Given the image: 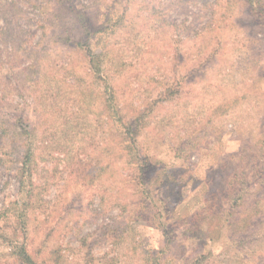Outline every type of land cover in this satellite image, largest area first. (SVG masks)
Masks as SVG:
<instances>
[{
  "label": "rangeland",
  "instance_id": "obj_1",
  "mask_svg": "<svg viewBox=\"0 0 264 264\" xmlns=\"http://www.w3.org/2000/svg\"><path fill=\"white\" fill-rule=\"evenodd\" d=\"M21 245L264 264V0H0V264Z\"/></svg>",
  "mask_w": 264,
  "mask_h": 264
},
{
  "label": "trees",
  "instance_id": "obj_2",
  "mask_svg": "<svg viewBox=\"0 0 264 264\" xmlns=\"http://www.w3.org/2000/svg\"><path fill=\"white\" fill-rule=\"evenodd\" d=\"M120 18L121 17L118 16L117 18H115V20H112L110 25L115 26L117 21L120 20ZM7 21H9V20H7ZM7 21H5V23H4V29L6 32H9V31H7L8 30L7 29V25H8ZM12 38H13V36L10 37V40H12ZM7 43L9 44L10 41H7L6 44ZM12 44H13V46L10 47L9 51L13 53V52L17 51V45L13 42H12ZM28 156H29V153H27L25 156L24 163H23V165H24L23 169H26V166H28V162H29ZM25 172L27 173V171H25ZM243 176H245L243 172H241L240 174L237 175V179L240 180L241 185L245 184V180L242 178ZM231 191H232V193L236 192L235 190H231ZM242 192H243V190H240L237 193L233 194L234 198H235L233 200V197H232V204L234 205V209H232V207L229 205L228 211H229L230 221H228V225L231 226L230 232H232V236H236V239H237L236 243L237 244H239L242 241V244L244 243L245 245H249L251 243V239H249V238L251 236H253L255 232L251 231L250 233H246V231H247V228L251 227V225L253 224V221L251 220V218L250 219L247 218L248 216L241 217L240 219H238L236 216V211H238L237 208L240 206V204L241 205H242V203L244 204V201H245V194ZM17 214L18 213H16V215H15L16 219H20V216H22V215H20V213L18 215ZM23 217L24 216H22L21 219H23ZM239 228L242 229V231H241L240 235L237 236V230ZM15 255L23 264H34V262H32V260L30 259V256L27 254L26 249L22 245L18 247Z\"/></svg>",
  "mask_w": 264,
  "mask_h": 264
}]
</instances>
